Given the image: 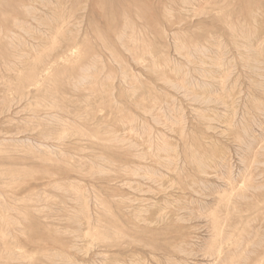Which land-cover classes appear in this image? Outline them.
<instances>
[{
	"label": "rangeland",
	"instance_id": "374dc122",
	"mask_svg": "<svg viewBox=\"0 0 264 264\" xmlns=\"http://www.w3.org/2000/svg\"><path fill=\"white\" fill-rule=\"evenodd\" d=\"M0 264H264V0H0Z\"/></svg>",
	"mask_w": 264,
	"mask_h": 264
},
{
	"label": "bare ground",
	"instance_id": "6f19581e",
	"mask_svg": "<svg viewBox=\"0 0 264 264\" xmlns=\"http://www.w3.org/2000/svg\"><path fill=\"white\" fill-rule=\"evenodd\" d=\"M29 75H31V74H29ZM31 76H32V75H31ZM31 76H30V77H31ZM34 78H35V76L33 75V78L31 77V79H34ZM26 80H27V79H26ZM34 80H35V79H34ZM34 80H33V81H34Z\"/></svg>",
	"mask_w": 264,
	"mask_h": 264
}]
</instances>
